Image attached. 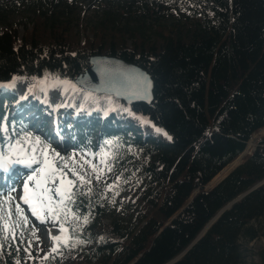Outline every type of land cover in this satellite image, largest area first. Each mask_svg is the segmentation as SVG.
Wrapping results in <instances>:
<instances>
[{
  "label": "trees",
  "instance_id": "obj_1",
  "mask_svg": "<svg viewBox=\"0 0 264 264\" xmlns=\"http://www.w3.org/2000/svg\"><path fill=\"white\" fill-rule=\"evenodd\" d=\"M15 1L0 0V24ZM25 1L32 4L31 29L20 40L13 29L0 32V85L14 77L71 80L88 67L90 55L100 54L144 70L153 100L125 106L98 94H92L93 102L83 101L82 94L62 96L57 120L85 140L78 149L88 144L92 156L107 154L111 172L136 180L130 212L126 220L104 222L105 192L71 179L73 185L55 210L70 238L48 256L22 262L28 226L21 221L13 227L20 216L11 199L0 196L2 264H54L56 258L67 264L242 263L238 238H256L250 223L264 218V137L215 187H203L243 157L252 136L264 129V0H150L152 6L170 4L180 17L173 24L158 23L151 36L96 24L82 40L73 26L56 17L63 0ZM145 11L135 15L143 20L154 13ZM11 103L0 91V127L7 128L0 133V150L7 153L13 143L41 161L47 146L26 135L23 117L9 112ZM73 104L81 107L69 120ZM30 106H20L21 111L31 112ZM49 154L55 167L68 169L65 157ZM254 255L264 264V246Z\"/></svg>",
  "mask_w": 264,
  "mask_h": 264
},
{
  "label": "rangeland",
  "instance_id": "obj_2",
  "mask_svg": "<svg viewBox=\"0 0 264 264\" xmlns=\"http://www.w3.org/2000/svg\"><path fill=\"white\" fill-rule=\"evenodd\" d=\"M150 0H63L61 9L65 8L66 13L60 15L61 9L56 10V17L68 22L77 31L80 40L83 37H90V26L100 24L104 28H112L116 26L119 29L127 31H134L144 33L147 36H151L155 32V27L158 23L173 24L177 21L180 14L175 12L170 4L165 2L160 5L152 6L149 3ZM17 5L13 8L12 12L6 16L5 23L0 24V32L6 27L13 29L16 39L20 40L22 35L31 29V19L33 16L32 4L30 1H15ZM130 4V7L128 8ZM64 6V7H63ZM108 8V15L104 19V9ZM153 9L154 13L150 14V17L142 18L136 13H145V10ZM125 13H124V11ZM127 10H129L127 12ZM59 12V13H57ZM123 12V16L119 14ZM147 13V12H146ZM131 14L133 16H128ZM62 16V17H61ZM130 37L127 36V44H129ZM14 87H0V91L9 95L12 99V103L9 105V112L16 116H22L26 125V135H34L37 139H40L47 147L46 153L43 159L39 163L32 164L31 167H27L24 164H13L11 161L16 159L27 160L32 157V150L27 155L23 149L15 144H9L8 149H5L10 157L9 164L12 165V173L8 177L4 178V173H0V196H8L13 202V207L16 210V205L19 204L23 209V215L28 217V240L26 247L23 250L22 262H31L32 259L38 261L39 259L50 255L53 251L54 242L52 240V230H56L57 235L62 236V243L66 237V232L61 233L58 224V216L56 220H53L49 216L47 210L43 212V216L47 217V222L41 223L40 220H36L31 216L30 209L21 201L22 189L28 175L33 174V170L41 169V172H37L35 179L29 182V190L31 192L36 191V181L40 180L43 184L48 177L49 169H55L56 175L53 179H47L45 188L51 191L45 196V202L47 203V197L51 196L53 205L60 206L62 196L56 195V189L62 187L65 188L64 194L71 188L68 184L69 179H75L76 176L72 175V172H76L79 175H83L91 183H88L93 188L104 195V213L101 217L104 222H108L112 219L126 220L129 212L131 196L136 191V180L128 179L127 176H120L118 173L109 171L106 167V162L99 161V155L92 156L86 149L88 144L84 145L83 151L79 150L77 144H84L85 140L82 139L78 132L74 130L71 125H64L59 128V133L53 135L52 130V118L53 114H61L60 106L64 104L62 96L67 93L82 94L83 101L93 102L92 93L82 90L74 85L71 80L59 79L56 77H14ZM13 79L8 85L12 83ZM43 81V83H39ZM31 89V90H30ZM20 100V101H19ZM47 102V107H43V101ZM20 102V104H19ZM39 102L41 104H39ZM22 103V104H21ZM25 104H31V112H22L20 106ZM37 110L36 108H38ZM81 106L73 104L70 106L68 113V119H74V113H76ZM43 108L51 110L48 114L43 111ZM120 114L125 113V109L118 108ZM71 113V114H70ZM61 118V117H60ZM41 121L43 125L40 126ZM146 126L151 127L146 123ZM153 132L162 137L159 131L152 128ZM3 133V132H2ZM52 133V134H51ZM53 135V136H51ZM57 136H59L57 138ZM264 137V129L258 131L252 136V139L248 142L246 147V154L239 159L230 169L236 168L239 164H242L250 154L252 148L258 139ZM7 148V146H5ZM54 152L58 158L65 157L68 162V169L57 168L53 165V159L49 153ZM58 154V155H56ZM27 156V157H26ZM29 157V158H28ZM47 161V164L44 163ZM7 166H10V165ZM9 168V167H8ZM95 169V171H94ZM228 169L226 172H228ZM63 173V174H62ZM97 174L99 179H96ZM52 181V182H50ZM63 181V183H61ZM111 186V187H110ZM14 191H11L12 188ZM203 190H206L203 188ZM65 195L63 197L64 202ZM56 210V208L54 209ZM30 212V213H29ZM253 230H257V237L253 240H245L243 235L238 238V244L240 251L244 256L243 262L240 264H250V261L254 264H260L257 257L254 255L256 251L260 250L264 246V218L255 220L250 223ZM34 233V234H33ZM57 247V245H56ZM0 264H2L0 259ZM27 264V263H26ZM54 264H67L62 258H56Z\"/></svg>",
  "mask_w": 264,
  "mask_h": 264
},
{
  "label": "water",
  "instance_id": "obj_3",
  "mask_svg": "<svg viewBox=\"0 0 264 264\" xmlns=\"http://www.w3.org/2000/svg\"><path fill=\"white\" fill-rule=\"evenodd\" d=\"M87 64L88 67L82 73L71 78V82L77 87L92 94L112 97L125 106L139 102L146 105L152 103V82L149 75L141 68L120 59L100 54L90 55L87 58ZM255 147L256 145L252 148L249 156ZM226 166L208 181L203 187L206 189L205 191L215 187L234 169L233 167L226 172L228 170H225ZM195 193L197 191L190 194L182 208L190 202ZM230 204L222 210L227 209Z\"/></svg>",
  "mask_w": 264,
  "mask_h": 264
},
{
  "label": "snow or ice",
  "instance_id": "obj_4",
  "mask_svg": "<svg viewBox=\"0 0 264 264\" xmlns=\"http://www.w3.org/2000/svg\"><path fill=\"white\" fill-rule=\"evenodd\" d=\"M39 83H43V81H41ZM14 86H15V78H13L12 83H10L8 85H0V87H14ZM6 131H7L6 127H0V133L6 132ZM0 139H2V137H0ZM40 143L41 142L37 139L36 140V144L39 145ZM56 155H58V154H56ZM9 161H10L9 155L7 153L3 152L2 150H0V172H9L10 171V169L7 166ZM11 162L13 164H24L27 167H31L32 164L39 163V161L37 160V158L34 155L31 158L27 159V160L16 159V160H12ZM44 163L47 164V161H44ZM94 171H95V169H94ZM109 171H111L110 168H109ZM37 172H41V169H35V170H33V174L32 175H28L27 180L25 181V183L23 185L24 195L21 197V199H22L24 204L29 205L32 216H35L37 219H39L41 223H45V222H47V217H44L42 215V213L45 210H47L49 216H51L53 220H56L57 216L59 215V212L55 211L54 209L58 208L59 206L58 205H55V206L53 205V201H52V197L51 196H48L47 197V203L45 202V196L51 190L45 188L40 180L36 181V185H35L36 191H34L32 193V195L29 196V182L33 181L35 179V175H36ZM55 175H56V170L55 169H49L47 179H53L55 177ZM72 175L77 177V179L80 181L81 185H83L84 183H91L90 180H87L83 175H79L76 172H72ZM47 179L44 181V183H47ZM96 179H99V175L98 174L96 176ZM61 183H63V181H61ZM73 183L74 182L71 181V180L68 181L69 185H73ZM14 190H15V188L13 187L11 189V191H14ZM55 194L62 196L61 203H63V197H64L65 194L61 193L60 189H56ZM73 194L74 193H71L69 191L67 193V197L66 198L71 200V196ZM7 202L8 201H5L4 203H7ZM15 207H16L17 215L20 216V221H17L16 225H13V227L18 226L21 221L24 224H27L28 223V217L23 215V209L20 208L19 204H17ZM0 219H3V217H0ZM77 219H79V217H77ZM88 220H89L88 216H85L84 217V223L85 224L88 223ZM4 230H5L4 228H0V232H2ZM60 232L61 233L66 232V230L63 228V226H61ZM69 238L70 237H63V239H65V240H67ZM3 239H4V241H7L8 237L4 236ZM52 240L54 242V247L52 248V251L56 252L57 251L56 245L60 244V242L62 240V236L61 235H53L52 236ZM64 246L67 247L68 246L67 243H65Z\"/></svg>",
  "mask_w": 264,
  "mask_h": 264
},
{
  "label": "bare ground",
  "instance_id": "obj_5",
  "mask_svg": "<svg viewBox=\"0 0 264 264\" xmlns=\"http://www.w3.org/2000/svg\"><path fill=\"white\" fill-rule=\"evenodd\" d=\"M51 136H53V135H51ZM58 137H59V136H57V138H58ZM241 158H242V157H240L239 159H241ZM239 159H238V160H239ZM238 160H237V161H238ZM237 161H236V162H237ZM236 162H235V163H236ZM235 163H234V164H235ZM8 164H9V163H8ZM234 164H233V165H234ZM9 165H10V166H8V167H9L10 171L4 173V176H5L4 178L8 177V176L11 175V173H12V170H11L12 165H11V164H9ZM233 165H232V166H233ZM230 168H231V167H230ZM230 168H228V169H230ZM0 173L2 174V172H0ZM64 190H65L64 187L60 188V192H61V193H63ZM32 193H33V192H31V191L29 190V196H31ZM21 194H22V196L24 195V189H22V193H21ZM22 196H21V197H22ZM21 201H22V199H21ZM22 202H23V201H22ZM24 205H26L27 208L30 209L29 205H27V204H24ZM29 211H31V210H29ZM29 213H30V212H29ZM42 215H43V213H42ZM31 216H32V215H31ZM33 218H35L36 220L39 221V219H37L35 216H33ZM57 233H58V232H57L56 230H52V234H53V235H57Z\"/></svg>",
  "mask_w": 264,
  "mask_h": 264
}]
</instances>
